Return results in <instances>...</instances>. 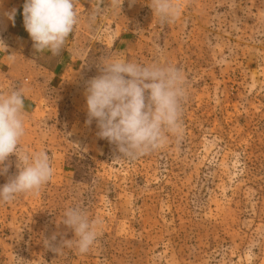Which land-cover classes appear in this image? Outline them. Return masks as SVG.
I'll list each match as a JSON object with an SVG mask.
<instances>
[{
  "label": "rangeland",
  "instance_id": "374dc122",
  "mask_svg": "<svg viewBox=\"0 0 264 264\" xmlns=\"http://www.w3.org/2000/svg\"><path fill=\"white\" fill-rule=\"evenodd\" d=\"M24 3L0 0V94L23 91L20 148L46 151L54 175L0 203V264H264V0H179L163 24L151 0H75L59 55L35 50ZM116 58L184 77L182 136L135 159L86 123L87 82ZM70 207L99 222L86 254L62 223Z\"/></svg>",
  "mask_w": 264,
  "mask_h": 264
},
{
  "label": "clouds",
  "instance_id": "9594fccd",
  "mask_svg": "<svg viewBox=\"0 0 264 264\" xmlns=\"http://www.w3.org/2000/svg\"><path fill=\"white\" fill-rule=\"evenodd\" d=\"M151 8L162 24L174 22L181 11L179 0H151ZM15 13L13 9L6 14L13 24ZM22 15L35 50L53 55L60 54L78 24L75 0H25ZM6 49L0 39V51ZM85 95L86 123L96 121L97 135L116 146L118 157L138 158L161 148L169 136L183 134L184 77L174 65L112 59L102 66L100 75L87 82ZM24 108L22 90L0 94V174L8 171L4 162L11 154L19 161L18 174L0 186V203L11 202L20 194L38 193L54 175L46 151L27 153L20 148L26 133ZM62 223L74 233L80 254L96 243L99 222L90 220L81 208L66 209ZM62 246H67L65 241Z\"/></svg>",
  "mask_w": 264,
  "mask_h": 264
}]
</instances>
